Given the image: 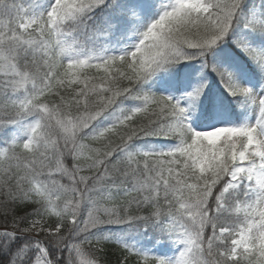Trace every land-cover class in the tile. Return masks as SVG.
Returning <instances> with one entry per match:
<instances>
[{
	"label": "trees",
	"instance_id": "trees-1",
	"mask_svg": "<svg viewBox=\"0 0 264 264\" xmlns=\"http://www.w3.org/2000/svg\"><path fill=\"white\" fill-rule=\"evenodd\" d=\"M210 4L211 11L205 16H194L191 11L182 13L179 17H172L169 23L163 29L157 30L148 45L141 50V55L131 60L130 63L121 60H113L108 67L110 77L116 76L117 80L122 77L119 89L128 90L131 88L138 77H141L142 71L150 69L154 64H180L182 62H195L208 66V60L216 45L224 39L229 41L232 37L234 28L236 29L242 23V15L246 10L254 5L257 0H204ZM92 4L91 1H85L83 5ZM50 36V34H47ZM64 56L56 50H48L46 59L49 62L60 63ZM221 72H217L223 82ZM226 89V88H225ZM236 100H239L236 97ZM162 102L154 103L152 106V116L148 120L147 115H138L136 120L149 122L147 125L156 136L164 137L168 140H175L177 134L173 128L176 121V113L168 107L163 108ZM154 131L156 133H154ZM200 164L187 165L184 170L179 172L172 183L171 190L167 193L172 203L180 200L181 202L190 201L191 198L200 195L203 190L209 186H216L213 181L215 176L213 152L216 150L211 145H205L203 142L198 144ZM192 168L194 171H192ZM8 173L0 171V180L6 181ZM7 192V190H6ZM8 195V193H5ZM9 197V196H8ZM177 205L175 209L180 208ZM18 210V209H17ZM27 210L26 206L23 209ZM19 211V210H18ZM16 210L9 207V216L6 223L16 222ZM2 216V215H0ZM2 220V217H0ZM108 259H113L110 254L106 255ZM115 264L114 261H110Z\"/></svg>",
	"mask_w": 264,
	"mask_h": 264
},
{
	"label": "rangeland",
	"instance_id": "rangeland-1",
	"mask_svg": "<svg viewBox=\"0 0 264 264\" xmlns=\"http://www.w3.org/2000/svg\"><path fill=\"white\" fill-rule=\"evenodd\" d=\"M200 8V7H198ZM261 9L254 10L252 15L250 16V22L260 23L261 20ZM34 24V19H27L23 23V28H29ZM69 40H73V38H69ZM70 48L75 50V52L81 51L85 53V51L79 46L77 41L70 44ZM89 53H95L98 55V52L95 49H90ZM261 59V74H264V48L261 49V53L258 56ZM251 76L244 73L242 78V83L244 85V89L250 91L248 100L251 101L253 107L250 108L249 113L244 115V120L239 124L236 122H223L220 124V127H211L203 131V135L209 141H216L220 136L225 133H236L237 128L244 127L247 131H249V145L255 148V153L259 158L264 157V83L261 80H251ZM161 84V83H159ZM157 85V83H156ZM246 132V131H245ZM251 175L254 177V184L256 187H260L264 190V163L260 165L259 169L250 171ZM102 213V209L98 206L97 202H93L89 209L88 215L92 221H98L99 217ZM195 216L199 218L200 214L195 212ZM193 219H196L193 217ZM184 229L186 226L184 225ZM177 242L176 249L182 248L180 244ZM238 247H250L257 246L260 247V255L264 257V221L260 223H254L253 225H249V227L240 235L237 240ZM176 249L173 251L175 252ZM169 262V261H168Z\"/></svg>",
	"mask_w": 264,
	"mask_h": 264
}]
</instances>
